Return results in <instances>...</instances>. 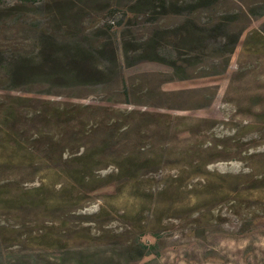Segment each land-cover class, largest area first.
Listing matches in <instances>:
<instances>
[{
    "label": "trees",
    "instance_id": "trees-1",
    "mask_svg": "<svg viewBox=\"0 0 264 264\" xmlns=\"http://www.w3.org/2000/svg\"><path fill=\"white\" fill-rule=\"evenodd\" d=\"M228 1L0 0L1 88L56 96H6L0 103L9 130L0 168L40 178L31 193L4 203L19 215L18 226H0L15 235L2 243L5 250L132 244L155 254L154 245L110 227L117 206L124 210L120 217L127 216L152 194L161 157L150 153L149 134L158 138L163 131L151 128L155 115L118 107L125 103L118 55L98 16L112 3L125 10L119 32L124 67L158 64L171 82L224 73L246 29L243 23L264 16V9L255 7L216 15ZM134 86L129 83L131 104L151 98L152 89ZM85 94L99 100L83 103ZM102 191L110 200L121 198L108 206L94 203ZM40 211L55 221L35 225L24 217ZM0 264H5L1 252Z\"/></svg>",
    "mask_w": 264,
    "mask_h": 264
},
{
    "label": "rangeland",
    "instance_id": "rangeland-1",
    "mask_svg": "<svg viewBox=\"0 0 264 264\" xmlns=\"http://www.w3.org/2000/svg\"><path fill=\"white\" fill-rule=\"evenodd\" d=\"M251 7L264 9V0H229L215 14L246 12ZM127 16L114 3L98 16L118 55L125 95V103L118 107L155 115L157 122L151 128L159 126L163 133L158 138L150 133L148 147L161 162L146 203L124 217H120L122 206H117L110 227L154 245L155 254L132 244L5 250L2 243L15 235L0 229L5 264H264V16L243 23L246 29L224 73L171 82H165L168 71L158 64L124 67L119 32ZM12 29L17 32V26ZM2 79L0 72V83ZM131 82L138 91L139 85L152 89L151 98L131 104ZM34 89L0 86V103L6 96L56 99ZM83 97V103L99 100L97 95ZM8 134L0 114V155ZM38 178L0 168V226H18V213L4 203L31 193ZM106 192L96 194L93 202L108 206L121 198L110 200L103 196ZM24 217L35 225L55 221L49 212Z\"/></svg>",
    "mask_w": 264,
    "mask_h": 264
}]
</instances>
